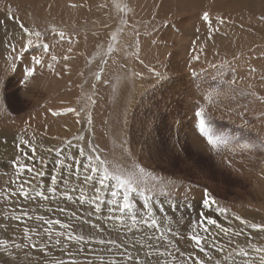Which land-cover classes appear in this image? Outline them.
I'll list each match as a JSON object with an SVG mask.
<instances>
[{"label":"rangeland","instance_id":"rangeland-1","mask_svg":"<svg viewBox=\"0 0 264 264\" xmlns=\"http://www.w3.org/2000/svg\"><path fill=\"white\" fill-rule=\"evenodd\" d=\"M204 47L209 52L199 59L189 53ZM0 59V264H127L123 249L99 243L119 244L125 230L89 216L92 208L79 203V192L72 200L61 196V172L70 188L90 194V186L65 169L54 171L57 157L50 149L80 160L77 150L88 155L93 146L109 173L134 174L139 187L163 190L179 207L166 216L154 208L164 220L160 231L172 241H151L171 253L160 264H185L187 256L206 260L188 239L193 234L217 259L214 240L226 251L235 244L264 247V232L236 220L264 224V187L261 193L252 189L264 160V122L257 124L264 118V0H0ZM200 109L213 138L224 141L215 147L199 132ZM22 183L32 198L13 194ZM205 189L215 201L210 209L202 207ZM134 199L142 203L141 196ZM201 212L217 225L202 222ZM69 232L85 239L69 241ZM145 233L158 234L139 227L137 247ZM127 251L137 255V248ZM248 251L249 257L236 254L227 264H250L257 254Z\"/></svg>","mask_w":264,"mask_h":264},{"label":"snow or ice","instance_id":"snow-or-ice-1","mask_svg":"<svg viewBox=\"0 0 264 264\" xmlns=\"http://www.w3.org/2000/svg\"><path fill=\"white\" fill-rule=\"evenodd\" d=\"M15 19V17H12ZM203 20L208 23L210 26L212 21L207 12L203 14ZM220 23H223L221 20ZM21 29L24 31L25 35H29V31L21 24ZM39 33H36V36L39 37ZM63 33H60V36L63 38ZM28 45L31 46L32 41L28 40ZM11 46V41L9 42ZM40 47L43 48L45 52L49 50V46L47 44H41ZM15 51V49H13ZM111 50V49H110ZM23 59V57H21ZM53 60H56V57H52ZM68 59V57H65ZM32 60L35 64L39 65L42 63V60L37 57H32ZM51 67V65H49ZM253 71H255L253 69ZM35 73V69L30 68L26 73L28 76H32ZM99 79V77H97ZM69 111H74V109H69ZM196 116L199 117V132L207 136V144L211 147H215L217 143L224 142L219 139H214L212 134L210 133L209 127L206 126V121L204 119V109H200ZM91 123V120H89ZM147 127V123L145 124ZM24 144H28V141H22ZM19 147V145L17 146ZM31 151L34 153L36 151L35 148H32ZM54 151L57 157V160L54 162L56 167L54 171L59 172L61 169H65L67 173L74 177H82V183L84 185L90 186V194H86L83 187L79 188H70L67 182V179L63 172L60 173V180L64 183L65 190L61 193V196L65 199L72 200L73 196L71 193L79 192L78 201L80 204H88L92 211L88 213L89 216L95 215L98 219H106L111 222L114 226H120L123 228L125 239L121 243H117L115 240H100V244H107L109 246H115L117 248L123 249V256H127V264H151V260L153 257L158 258L157 264H160V259L166 255L171 256L170 252L166 250L161 251L159 247H154L151 241L153 239L159 240H167V236L164 235L160 229L164 226V220H157L156 213H154V208L158 213L167 215L168 209H173L174 211H179L178 206H174L173 203L169 200V193L161 190L160 192H156L151 188H141L139 187V179L134 174L129 173L127 178L121 174L120 170H116L113 173H109L108 167L106 165V161L102 158L99 153V149L95 146L91 147L89 150V154L85 155L84 150L78 149V155L81 157L80 160H77L74 156H64L65 149H57ZM63 156V159L61 157ZM71 160L72 163L68 164L66 161ZM86 161V162H85ZM14 166L17 168H23L25 172L31 171L26 165H21L18 161H14ZM82 170V171H81ZM141 172L144 170L141 168ZM37 175L42 176L43 173H37ZM52 188L49 189L51 193L56 192L55 185L57 184V176L53 175L51 177ZM33 191H35L33 189ZM14 195H20L24 198H32V192L28 191L23 183L21 184L19 191L13 193ZM207 189H205V198L202 200V207L210 209L214 204V200H210L208 198ZM36 196H44L43 192H37ZM135 196L142 197V203L134 199ZM47 198V197H45ZM167 204V209L165 205ZM105 206H107L106 211L107 215L103 216L102 213L105 210ZM158 206V207H157ZM186 207H190L186 205ZM61 211H64L61 209ZM219 212L223 213L224 209H218ZM24 216L27 217V213H24ZM72 217L75 219H79L76 217L75 213L72 214ZM201 221L205 222L207 225H217V219L211 216H205L204 212L200 213ZM21 217H17L20 219ZM236 220L240 221L241 224L247 226L251 230H255L257 233L264 232V224L250 223L247 220L237 216ZM145 227L149 230H154L158 234L153 237L144 234L143 241L139 242V247H137L138 242L136 239V231L139 230V227ZM63 227L67 228L68 225H63ZM92 227H98L97 225H92ZM168 235L172 234V230L167 229ZM207 231V229H205ZM221 231L228 234L227 229L221 228ZM49 239H51V233L46 232ZM63 235V233H58L57 236ZM232 235L240 236L241 232H233ZM130 237V238H129ZM30 238L26 234V239ZM67 240L77 239L83 241L85 238L81 236H74L72 233H68L66 236ZM190 241H192L195 245V248L199 250V252L204 253L206 260L200 259L198 256H187L186 262L191 261V264H227V261L232 258L233 255H240L242 257H249V249L257 255L253 257L250 261V264H264V247H259L255 243H248L246 247H242L240 244H235L234 247L231 248L230 251H226V246L222 243H218L215 240L212 243V248L215 252L221 255V259H217L210 253L206 251L207 245L204 242V239L197 235L193 234L188 237ZM168 243H171V240H167ZM61 243L60 239H56V244L59 245ZM231 244V242H230ZM17 248L20 245H16ZM33 248L36 245H32ZM129 247L137 248V255L135 257L131 256L127 251ZM147 249L143 252V256L141 257L140 250ZM7 251V249H4ZM181 256L184 254L181 253ZM7 264V262H5ZM167 264V262H165ZM173 264H175V260H173Z\"/></svg>","mask_w":264,"mask_h":264},{"label":"crops","instance_id":"crops-1","mask_svg":"<svg viewBox=\"0 0 264 264\" xmlns=\"http://www.w3.org/2000/svg\"><path fill=\"white\" fill-rule=\"evenodd\" d=\"M173 34H177L176 32H172ZM177 36H179L178 34H177ZM211 37V36H210ZM184 42V41H183ZM183 42L181 43V46H182V44H183ZM185 45V44H184ZM189 47V46H188ZM185 48V47H184ZM184 48H182V50L184 51ZM190 48V47H189ZM192 49V48H191ZM206 49V50H205ZM193 50V52H189V53H195V55H196V58L194 57V59H199V55L202 53V54H204V52L206 51V52H209V49L208 48H206V47H204L201 51L202 52H199L198 51V49H196V48H193L192 49ZM198 51V52H197ZM162 53H163V51H161ZM182 52V51H181ZM162 53H160V54H162ZM169 54H168V52H167V56H168ZM182 55H184V53L182 52ZM204 56V55H203ZM61 111V110H60ZM260 117V116H259ZM261 118V121H259V122H257V124H262L263 122H264V118L263 117H260ZM257 120H259L258 118H257ZM255 122V120L252 122V127L254 126V123ZM259 154V153H258ZM260 155H262V156H264V154H260ZM253 158V157H252ZM263 162V163H262ZM251 164V163H250ZM264 166V160L263 161H261L260 162V167H258V169H256L255 171H256V175H259L258 176V180L256 181V182H254V183H252V189H257L258 188V192L259 193H261L260 191H259V189L261 188V187H263V185H262V183H261V180L263 181V183H264V168H262ZM245 166H242V169L244 168ZM251 170V169H250ZM255 178V176L253 177L252 176V180ZM256 180V179H255ZM261 195L262 196H264L262 193H261Z\"/></svg>","mask_w":264,"mask_h":264},{"label":"bare ground","instance_id":"bare-ground-1","mask_svg":"<svg viewBox=\"0 0 264 264\" xmlns=\"http://www.w3.org/2000/svg\"><path fill=\"white\" fill-rule=\"evenodd\" d=\"M18 35H20V34H18ZM236 36H237V33H236ZM9 43V42H8ZM10 47V46H9ZM11 48V47H10ZM10 55V54H9ZM0 60H3V59H0ZM5 60V59H4ZM7 60V59H6ZM9 60V59H8ZM10 61V60H9ZM57 61V60H56ZM198 61V60H197ZM2 62V61H1ZM67 62H69V61H67ZM53 62H51V64H52ZM55 63V62H54ZM51 64H49V65H51ZM2 65V64H1ZM65 67V70H67L66 69V67L67 66H64ZM64 69V68H63ZM71 69V68H70ZM60 70V69H59ZM69 70V69H68ZM67 70V71H68ZM70 71V70H69ZM63 72V71H62ZM42 76V75H41ZM45 77V76H44ZM62 77H63V75H62ZM69 77V76H68ZM42 78V77H41ZM66 79V78H65ZM65 81V80H64ZM37 136V135H36ZM40 137V136H39ZM37 138V137H36ZM261 183L263 184V181L261 180ZM43 186V185H42ZM264 187V186H263ZM45 190V189H44Z\"/></svg>","mask_w":264,"mask_h":264}]
</instances>
